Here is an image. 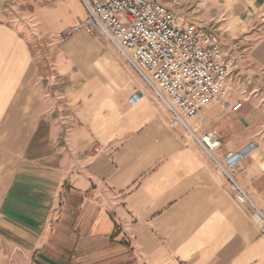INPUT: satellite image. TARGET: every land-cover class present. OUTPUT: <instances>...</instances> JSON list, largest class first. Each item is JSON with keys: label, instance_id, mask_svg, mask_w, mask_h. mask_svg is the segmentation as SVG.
Segmentation results:
<instances>
[{"label": "crops", "instance_id": "crops-1", "mask_svg": "<svg viewBox=\"0 0 264 264\" xmlns=\"http://www.w3.org/2000/svg\"><path fill=\"white\" fill-rule=\"evenodd\" d=\"M238 1L240 21L264 31V0ZM260 47L264 57V37L252 57ZM70 48L82 72L94 68L89 46L74 37ZM95 76L65 95L45 93L38 81L33 96L30 82L0 96V256L18 253L25 264H264L252 206L264 204V168L238 164L232 178L242 196L186 129L169 124L149 89L110 99L124 77L107 67ZM105 83L104 97L96 91ZM137 90L144 96L133 102ZM189 124L218 136L221 158L241 148L247 123L215 103Z\"/></svg>", "mask_w": 264, "mask_h": 264}, {"label": "rangeland", "instance_id": "rangeland-1", "mask_svg": "<svg viewBox=\"0 0 264 264\" xmlns=\"http://www.w3.org/2000/svg\"><path fill=\"white\" fill-rule=\"evenodd\" d=\"M152 1L165 5L180 19L211 30L219 38L223 54L232 61L233 69L225 82L223 94L210 105L217 103L221 113L234 111L246 118V127L238 138L242 146L237 151L247 152L241 162L256 161L264 168L262 47L252 57L254 44L264 37L262 24L257 27L260 30L252 32L245 21H240L238 0ZM84 18L85 10L79 0H0V96H17L28 82L31 83L33 96V84L38 81L42 82L45 93L60 89L64 95L76 92L84 83L93 82L97 70L104 67L116 76L122 75L126 81V84H116L118 90L112 93L110 99L120 97L126 88L127 97L137 87L148 90L113 44L100 32L90 36L79 31L67 38L63 37L67 28L81 24ZM74 37L91 48L94 68L88 72L79 69V53L70 48ZM105 57L108 59L106 66ZM57 72L67 74L60 77ZM71 76H77L73 91L70 89ZM53 80L64 84L59 87L56 85V90H53ZM111 86L105 83L96 93L109 96ZM238 103L240 106L234 109ZM256 151L258 153L254 155ZM262 206L264 212V204ZM7 252L4 250L0 256V264H25V259L18 253L7 255Z\"/></svg>", "mask_w": 264, "mask_h": 264}, {"label": "built area", "instance_id": "built-area-1", "mask_svg": "<svg viewBox=\"0 0 264 264\" xmlns=\"http://www.w3.org/2000/svg\"><path fill=\"white\" fill-rule=\"evenodd\" d=\"M79 1L85 18L81 24L67 28L63 37L79 31L90 36L103 34L163 106L169 124L186 129L232 181L235 190L246 197L232 172L247 152L228 150L219 158L218 136L211 131L198 133L189 124L191 118L221 97L232 72V61L225 58L219 38L152 0ZM143 96L144 92L137 90L130 99L135 102ZM252 206L264 236V212Z\"/></svg>", "mask_w": 264, "mask_h": 264}]
</instances>
